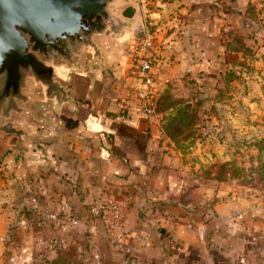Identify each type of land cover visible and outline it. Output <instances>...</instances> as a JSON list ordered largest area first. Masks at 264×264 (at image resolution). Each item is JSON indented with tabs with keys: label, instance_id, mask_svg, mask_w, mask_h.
Segmentation results:
<instances>
[{
	"label": "crops",
	"instance_id": "1",
	"mask_svg": "<svg viewBox=\"0 0 264 264\" xmlns=\"http://www.w3.org/2000/svg\"><path fill=\"white\" fill-rule=\"evenodd\" d=\"M134 2L132 25L120 36L95 37L100 56L89 49L77 65L55 67L62 92L30 79L6 114L0 107V264L24 257L10 253L29 250L19 240L28 231L65 240L79 254L87 246L85 257L97 251L102 264H264V221L255 222L238 189L204 177L213 137L197 138L209 118L208 102L197 103L232 87V72L259 63L264 0ZM159 27L155 47L142 51ZM139 55L152 56L155 75L170 84L151 91ZM149 96L158 102L154 116L142 111ZM167 98L184 101L170 106ZM186 104L203 123L177 143L167 125ZM111 201L121 214L113 230ZM56 212L58 222L45 219Z\"/></svg>",
	"mask_w": 264,
	"mask_h": 264
},
{
	"label": "water",
	"instance_id": "2",
	"mask_svg": "<svg viewBox=\"0 0 264 264\" xmlns=\"http://www.w3.org/2000/svg\"><path fill=\"white\" fill-rule=\"evenodd\" d=\"M117 3L126 0H0L3 114L14 101L24 97L23 90L30 79L52 92H62V87H57L55 67L77 65L89 49L100 56L94 41L97 35L120 36L131 26L136 8L129 6L122 14L115 13ZM140 25L143 26L142 18ZM17 209L23 212V201L17 203Z\"/></svg>",
	"mask_w": 264,
	"mask_h": 264
},
{
	"label": "rangeland",
	"instance_id": "3",
	"mask_svg": "<svg viewBox=\"0 0 264 264\" xmlns=\"http://www.w3.org/2000/svg\"><path fill=\"white\" fill-rule=\"evenodd\" d=\"M135 4L134 0H126L122 7L126 9ZM260 45L264 46V36L261 37ZM253 51L252 49L249 53L253 54ZM253 55L259 62L257 65L243 66L239 69L241 74L232 72L228 75V84L231 82L229 79L236 81L232 87L230 84V87L222 89L215 97H208L197 103L199 105L207 101V113H209V118L204 119L208 122L205 125L207 130L197 138L213 137L207 151L208 161L202 163V171L212 176L225 171L224 175L227 178L217 182L238 189L236 191L242 199L241 204L255 213V222L259 223V220L264 221V181L262 174L259 173L260 162L264 163V64L260 61V59L264 60V50H257ZM179 100L169 98L165 103L175 106ZM186 105L192 107V104ZM193 110L190 114L195 116L196 122L203 123L202 118L194 114ZM188 120V118L179 119L178 124L186 125ZM194 134L198 132L192 131L180 137L183 140H189ZM219 150L221 156L217 158ZM194 164L196 162L192 164L193 167ZM224 164H227L228 168L223 170L222 165ZM234 168L241 171L239 178H232ZM256 235L263 236L259 231ZM23 239L25 247L29 250L22 252L21 246H18L19 250L11 251L10 254L24 257L18 260H11L10 257L3 264H92L90 255L89 258L82 259L79 253L74 251L75 248L56 247L50 250L45 245L47 241L40 239L30 231L26 232L25 238L20 239L19 236L20 242ZM28 254H31V257H28ZM26 259L29 260L26 261Z\"/></svg>",
	"mask_w": 264,
	"mask_h": 264
},
{
	"label": "built area",
	"instance_id": "4",
	"mask_svg": "<svg viewBox=\"0 0 264 264\" xmlns=\"http://www.w3.org/2000/svg\"><path fill=\"white\" fill-rule=\"evenodd\" d=\"M144 14L146 16V23L149 21V17L151 15V8L147 4L145 5V11ZM163 31V27H159V30L155 32L154 34H151L148 38L144 39L141 42V49L144 52H147L148 50H151L155 47V40L157 37V34L159 32ZM138 70H139V76L142 80V82L150 88L151 91H157L158 88L161 87V85H166L168 86L170 84V79L166 80H159V78L155 75L153 71V66H154V58L152 56H147V55H139L137 57L136 61ZM156 106H157V100L153 96H149L145 98L143 104H142V111L145 115L147 116H154L156 115ZM122 119L125 120L126 116H122ZM105 206H98L96 208V211L98 210H104ZM109 209L111 211V219H110V227L111 229H115L117 226L118 222L120 221L121 214H120V209L119 206L111 201L109 202ZM45 219L47 221H52V222H58L60 220V214L58 212L52 213L45 215ZM72 225L78 226L77 221H73ZM45 245L50 249L53 250L56 247H64L66 246L65 240H52V241H47ZM79 250L81 253H84L86 250V247H79ZM128 253L131 252L130 249L127 250ZM91 256V261L92 264H102V256L99 252L97 251H90Z\"/></svg>",
	"mask_w": 264,
	"mask_h": 264
},
{
	"label": "trees",
	"instance_id": "5",
	"mask_svg": "<svg viewBox=\"0 0 264 264\" xmlns=\"http://www.w3.org/2000/svg\"><path fill=\"white\" fill-rule=\"evenodd\" d=\"M167 100H168V98L166 99V101ZM188 108L189 107L187 105L180 107V109L177 110V113L169 120V123L167 125L168 134L171 136V138L175 139L177 141V143H178V141H180V139H181L180 136L182 134L186 135L189 132L192 133V131H195V129H196L195 126L198 124L196 122L195 116L188 113ZM182 118H185V119L188 118L189 119L188 123L186 125L178 124L179 119H182ZM193 136H195V134ZM226 168H228L227 164L222 165L223 170ZM240 172L241 171L239 169L234 168V170L232 171V174H231L232 178H239ZM225 173H226L225 171H222V172L218 173L217 176H212L207 172H205L203 174H204V177L206 179L215 180V181H224L227 178L224 175ZM259 173L262 174V180L264 181V163L263 162H260ZM86 249H88L87 246H86ZM79 257L82 259L86 258L85 253H80Z\"/></svg>",
	"mask_w": 264,
	"mask_h": 264
}]
</instances>
